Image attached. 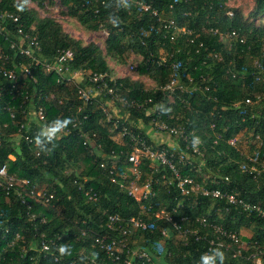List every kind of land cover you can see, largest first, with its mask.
Segmentation results:
<instances>
[{"label": "trees", "instance_id": "16d2710c", "mask_svg": "<svg viewBox=\"0 0 264 264\" xmlns=\"http://www.w3.org/2000/svg\"><path fill=\"white\" fill-rule=\"evenodd\" d=\"M33 1L42 7L44 2L52 0ZM59 1L66 7L69 16L75 17L87 29L98 30L99 25H103L108 30L103 49L92 42L83 44L79 39L64 32L57 20L38 15L29 5L25 6V10L18 11L16 4L21 0H0V7L17 14L25 29L37 36L41 57L47 62L53 61L58 49L69 48L74 54L70 62L71 70L107 71L111 74L106 56L116 57L124 62L125 56L133 53L134 57L138 58L136 73L154 78L157 85L163 84L172 73L174 76L179 75V78L192 77L196 82L209 85V94L216 97V101L198 96L191 97L188 98L190 108L185 105L182 107L180 101H176L171 110L187 115L189 124L206 142V167L218 168L221 174H227L231 185L236 187L243 198L251 196V191L255 190V182L236 170L237 163H228V154L240 160L235 155L238 153L224 141L215 139L214 132L207 129V124L214 120L215 133L222 138L247 132H251L253 136L259 134L262 144L253 142L248 150L256 148L260 158H264V82L256 83L253 79V61L258 60L263 68L264 81V24L253 22L264 14V0H254V6L247 16H243L237 9L229 8L228 0H141L155 8L157 14L132 4L130 8L117 12L120 17L119 27L108 23L109 10L104 8L105 0ZM228 9L233 11L232 17L226 15ZM164 20H172L189 33L173 35V28L165 26ZM10 27L8 37L16 39V26L10 24ZM209 28L235 29L244 35L247 41L245 44L233 43L228 49L218 40V36L207 31ZM212 50L221 52L224 61L208 58V53ZM0 52L8 55L7 68L28 63L26 57L15 54V50L9 47V42L2 38ZM229 60H233V64L229 65ZM230 67L238 73L235 79L226 76L225 71ZM16 69L18 70V66ZM30 69L36 81L28 79L25 80L24 86H17L20 92L16 95L17 104L24 100L25 109L42 106L47 121L68 117L70 108L74 116L78 113L79 120L81 115L87 114V118L81 120V133H96V141L102 144L103 151L121 148V145L109 138L111 132L108 131V123L106 124L104 114L99 108V97L82 105V102L76 99L74 84L66 81L57 83L58 74L45 72L40 66L32 65ZM2 78L4 77L0 75V85L10 89L9 82ZM122 80L125 85L131 87L130 96L151 94L150 91L142 90L141 82L131 80L129 76L123 77ZM79 84L87 85V81L83 80ZM12 92L16 94V88ZM52 94L54 95L51 96ZM257 94L261 97V107L247 110L246 113L240 109H221V105L226 102L246 96L255 98ZM6 96L5 90L1 92L0 107ZM59 97L64 99V105L57 104ZM78 106H82V109L75 112ZM167 109L163 106V113H166ZM210 111L215 112V117L209 115ZM138 115L142 113L131 111L130 118ZM7 119L8 115L0 112V121ZM16 122L25 123L23 134H30L32 141H26L22 136L17 140H10L8 137L10 133H15L16 128L12 125L6 129L1 128L0 163L7 162L10 174L27 178L31 187L52 193L53 197L48 203H43L34 196H26L28 202L22 203L15 193L6 195L0 188V264H81L80 257L93 250L98 253V258L90 257L86 264H124L121 261H112L102 250L92 245L97 235L106 232L107 213L118 212L123 216H130L140 213L142 208L149 205L153 210L160 207L169 209L177 202L174 195L163 187L159 188L156 196L146 199L135 200L129 197L125 190L108 180L98 165L102 157L97 151L91 152L86 148L83 135L81 136L76 128L56 141L57 147L54 151L36 155L38 150L33 137L38 125L34 121H28V117L21 114H18ZM120 126L121 123H118V128L114 131ZM216 150L220 151L219 156L215 155ZM10 154L14 159L8 158ZM145 164L139 182L144 181L145 177L155 179L159 176L156 173H146L147 163ZM69 166L74 169L68 170ZM80 186H91L98 193V199L94 202L87 201ZM190 202L193 207L186 204L184 212H205L209 201L204 205L195 204L194 200ZM28 212L34 213L33 217H30ZM43 217L44 222L41 221ZM146 221L149 223L145 229L136 228L131 232L129 247L147 249L157 263L198 260L206 250L204 242H196L192 238H188L186 243L175 242L173 233L165 238L161 229L167 226V223L163 220L152 218ZM222 222L236 230L245 228L251 232L248 241L264 244L263 223L257 217L250 216L247 219L238 216L236 222H231L229 218ZM82 231L85 233L82 234ZM41 238L48 239L50 243L70 245L73 255L54 260L49 253L38 251ZM158 246L160 251H157ZM131 264L148 262L132 258Z\"/></svg>", "mask_w": 264, "mask_h": 264}, {"label": "built area", "instance_id": "2783aa9c", "mask_svg": "<svg viewBox=\"0 0 264 264\" xmlns=\"http://www.w3.org/2000/svg\"><path fill=\"white\" fill-rule=\"evenodd\" d=\"M132 4L139 9L157 14L156 9L147 2L132 0ZM226 15L232 17L233 11L228 9ZM10 24L16 26V39L8 37ZM165 26L173 28V35L189 33L183 26L174 24L172 20L166 21ZM98 30H101L105 37L107 36L108 30L103 25H99ZM207 31L218 36V40L228 49L232 47L233 43L245 44L247 41V38L235 29L209 28ZM0 37L9 42V47L15 50V54H20L28 59V63H21L15 68H7L8 55L0 52V75L10 85V89L0 85V94L4 90L7 93L0 112L8 115L7 120L0 121V129H6L10 125L16 128L15 133H10L8 139L17 140L22 136L26 141H32L30 134H23L25 123L16 122L18 114L28 117V121H34L38 126L47 121L42 106L25 109L23 106L25 101L22 100L20 104H17L16 99V95L20 94L18 85L24 86L25 80L28 79L36 81L30 66H40L45 72L58 74L57 83L66 81L74 84L76 99H79L82 105L90 103L97 97L100 98L99 108L104 114L106 124L108 123V131L111 132L109 138L121 145V148L119 150L111 149L109 152L103 151L102 144L96 141V133H81V120H85L87 114L81 115V120H79L78 113L74 116V113L70 112L71 108L68 110L70 113L67 112V114L72 118L73 124L69 125L62 136L71 133L76 128L77 132H80L81 136L83 135V144L86 148L91 152L97 151L102 157L98 165L108 180L125 190L129 197L135 200L146 199L156 196L159 188L163 187L173 194L177 201L169 209L160 207L153 210L149 205L147 208H142L136 215L123 216L118 212L107 213L106 232L94 238L93 247L102 250L112 261L131 264L133 258L142 262L147 261L148 264H160L153 260L147 249L129 247L131 232L136 228L145 229L149 223L146 219L153 218L167 223V226L161 229V234L165 238L173 233L175 242L186 243L188 238H192L196 242H204L206 250L203 252L208 251L210 247L221 246L225 252V264H264V244L248 241L247 239L251 238V232L245 228L236 230L227 227L222 222L226 218H229L231 222H236L238 216H244L247 219L250 216H255L262 221V234H264V158H260L256 148L248 150L253 142L257 145L262 144L261 136L259 134L253 136L251 132H247L239 136L231 135L222 138L215 133L216 123L214 120L207 124V129L214 132L215 139L224 141L235 153H238L235 155L240 160L235 159L234 155L228 154V163H237L236 170L255 182V190L251 191L253 194L243 198L236 187L231 185L227 174H221L218 168L206 167L207 144L200 135L198 136L202 143L197 150H193L190 141L192 135H197V132L189 124V117L171 110L176 101H180L182 107L185 105L190 108L191 104L188 98L191 97L198 96L216 101V97L209 94V85L196 82L192 77L179 78V75L174 76L172 73L163 84H156L151 88H145L142 85V90L150 91V95L130 96L131 87L125 85L122 80L126 75L116 76L107 71L71 70L70 62L74 54L69 48L58 49L52 62L45 61L41 57V46L37 36L25 29L17 14L1 7ZM173 37L171 36V38ZM131 56L134 54L131 53ZM207 57L216 61H224L221 52L216 50L209 52ZM228 64H233V60H229ZM128 68L136 71V63L129 64ZM253 68L255 69L253 71L254 82L263 83V68L258 60L253 61ZM225 73L230 77L229 79L238 77V73L231 67L226 69ZM83 80L87 81V85L79 84ZM15 88L16 94L12 92ZM64 103L63 98L57 99L58 105H64ZM163 106L168 108L166 113H163ZM108 107L113 109L116 116L109 113ZM256 107H261L259 94L255 98L246 96L221 105L222 110L240 109L244 113ZM81 109L82 106H78L75 112H80ZM194 110L198 111L197 113L200 112L197 109ZM131 111L141 112L142 115L130 118ZM209 115L215 117V112L210 111ZM145 117L147 118L145 119ZM118 123H121V126L117 131H114L118 128ZM1 139L0 135V141ZM211 147L215 149L214 146ZM39 154L40 152L36 151V155ZM215 155L219 156L220 151L216 150ZM8 158L14 159V156L10 154ZM145 163H147L146 173H156L159 176L155 179L145 177L144 181L139 182ZM0 188L6 195L15 193L22 203L28 202L26 196H34L36 200H41L43 203H48L53 197L52 193L48 194L35 186L31 187L27 178L10 174L7 162L0 163ZM79 188L87 201L94 202L98 199V193L91 186H80ZM191 200L199 205H204L209 201L207 210L197 213L184 212L183 208L186 204L193 207ZM28 215L33 217L34 213L28 212ZM41 221L44 222L45 218H41ZM81 233L84 234L85 231ZM44 245H47L50 251H44ZM57 245L59 244L50 243L48 239L41 238L38 251L49 253L54 260H58L55 255ZM121 255L123 256L121 257ZM196 261L198 260L174 263L166 261L165 264H196Z\"/></svg>", "mask_w": 264, "mask_h": 264}, {"label": "clouds", "instance_id": "9594fccd", "mask_svg": "<svg viewBox=\"0 0 264 264\" xmlns=\"http://www.w3.org/2000/svg\"><path fill=\"white\" fill-rule=\"evenodd\" d=\"M29 3L30 0H21L20 3L16 4L17 10H25V6ZM131 6L132 0H105L104 8L109 10L107 15L108 23H110L113 27H119L120 17L117 15V12L120 9H128ZM71 124H73L71 117H57L39 124L38 130L33 137V142L37 150L45 154L54 151L57 147L56 141ZM201 143V138L198 135L193 134L190 141V145L193 150H197ZM44 251H50L47 245H44ZM157 251H160L159 246L157 247ZM55 255L58 260L60 258L71 257L73 255V249L70 245L62 243L56 246ZM90 257L98 258V253L93 250L87 255L81 256V264H86ZM196 264H225V252L219 245L210 247L208 251L203 252L200 255Z\"/></svg>", "mask_w": 264, "mask_h": 264}, {"label": "rangeland", "instance_id": "374dc122", "mask_svg": "<svg viewBox=\"0 0 264 264\" xmlns=\"http://www.w3.org/2000/svg\"><path fill=\"white\" fill-rule=\"evenodd\" d=\"M28 5L35 9L38 15L52 17L57 20L61 24L64 32L79 39L83 44L92 42L103 49L105 36L101 30H90L84 27L75 17L69 16L66 7L61 4L59 0L44 2L42 7H39L35 1L30 0ZM227 5L229 8L239 10L243 16H247L254 6V0H228ZM253 22L255 24H264V14ZM105 58L111 68V74L116 76H129L131 80L141 82L145 88H151L157 84L154 78H149L146 75H139L136 71L128 68L129 64H135L138 60V58L131 56L130 53L125 56L124 62L119 61L116 57L106 56ZM108 111L110 114L115 115L111 107H108ZM72 169H74L73 166L68 167V170Z\"/></svg>", "mask_w": 264, "mask_h": 264}]
</instances>
